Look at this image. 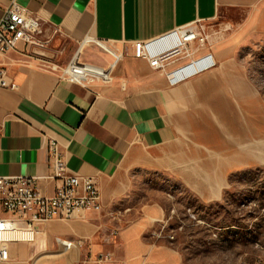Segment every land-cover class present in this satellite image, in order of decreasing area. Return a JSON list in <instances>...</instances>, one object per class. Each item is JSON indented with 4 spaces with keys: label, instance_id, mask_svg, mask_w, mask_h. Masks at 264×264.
Returning a JSON list of instances; mask_svg holds the SVG:
<instances>
[{
    "label": "crops",
    "instance_id": "1",
    "mask_svg": "<svg viewBox=\"0 0 264 264\" xmlns=\"http://www.w3.org/2000/svg\"><path fill=\"white\" fill-rule=\"evenodd\" d=\"M12 2L76 46L108 40L129 54L113 84L87 87L59 80L36 59L8 55L16 90L0 89V176L36 177L40 193L51 196L57 183L47 179L46 144L54 139L68 173L94 179L102 208L83 220L36 224L32 240L10 244L9 261L0 264H76L108 252L125 264H180L154 237L162 218L157 207H143L132 221L114 207L145 173L171 178L211 202L231 172L264 166V101L237 57L242 36L264 34V0H0V17ZM233 11L244 13L239 31L216 40L214 66L186 80L170 85L131 55L134 42ZM113 229L118 233L110 237ZM55 238L83 245L67 251Z\"/></svg>",
    "mask_w": 264,
    "mask_h": 264
},
{
    "label": "built area",
    "instance_id": "2",
    "mask_svg": "<svg viewBox=\"0 0 264 264\" xmlns=\"http://www.w3.org/2000/svg\"><path fill=\"white\" fill-rule=\"evenodd\" d=\"M216 21L210 22L214 23L210 27L218 28L211 35L219 40L221 33L227 32L230 26L228 23H215ZM210 23L196 19L153 41L134 42L132 55L135 59L146 61L152 70L164 75L170 85L179 83L214 66L210 50L216 40H211L209 34L205 33V25ZM39 33V20L14 2L10 3L0 17V89L16 90L15 83L8 76V55L17 53L28 57L29 53L19 51L17 46L22 44L29 48L35 44ZM156 40H161L158 45L149 44ZM86 43L96 45L110 61L105 66L83 62L80 59V43L66 66L51 65L47 69L56 73L59 80L82 87L113 84V72L123 59L122 51L108 40L89 39ZM204 50H207V53H201ZM46 157L51 171L47 179L57 183L51 196L40 193L36 177L0 176V211L5 214L0 217V263L9 261L10 244L32 240L36 224L54 220H83L87 212L101 211L100 193L96 182L91 177L68 173L61 146L54 139L47 141ZM117 233L118 230L113 229L109 236L115 237ZM55 243L67 251L79 249L83 245L82 240L65 241L60 238H55ZM76 264L125 262L117 260L108 252L88 256Z\"/></svg>",
    "mask_w": 264,
    "mask_h": 264
},
{
    "label": "rangeland",
    "instance_id": "3",
    "mask_svg": "<svg viewBox=\"0 0 264 264\" xmlns=\"http://www.w3.org/2000/svg\"><path fill=\"white\" fill-rule=\"evenodd\" d=\"M243 19L244 13L239 11L218 18L215 23L234 25L221 37L235 36L239 31L235 24ZM211 24L214 23L205 25V33L216 40L211 34L218 28L210 27ZM77 47L54 29L40 24V33L28 48V57L36 59L42 68L64 67ZM118 48L123 58L128 56V50ZM81 52L80 59L86 63L105 66L110 61L94 44H84ZM237 57L264 101V34L242 36ZM122 63L123 59L113 76ZM151 205L162 215L153 228L154 237L178 255L180 264H264V166L231 172L221 197L211 202L199 201L171 178L145 173L135 180L131 194L114 208L126 211V220L132 221L139 217L143 207ZM46 261L56 262L58 258L47 257Z\"/></svg>",
    "mask_w": 264,
    "mask_h": 264
},
{
    "label": "bare ground",
    "instance_id": "4",
    "mask_svg": "<svg viewBox=\"0 0 264 264\" xmlns=\"http://www.w3.org/2000/svg\"><path fill=\"white\" fill-rule=\"evenodd\" d=\"M167 37H168V36H167ZM87 41H88V40H85V41H83V42L81 43V47H82L81 50L83 49V45L86 44ZM160 41H161V40H156V41L151 42V43H149V44H150V45H155V44L158 45ZM175 41H176V40H175ZM175 41H174V42H175ZM81 50H80V51H81ZM79 53H81V52H79Z\"/></svg>",
    "mask_w": 264,
    "mask_h": 264
}]
</instances>
